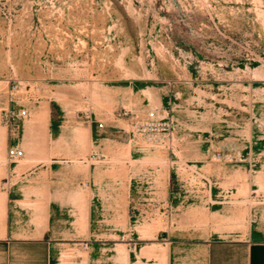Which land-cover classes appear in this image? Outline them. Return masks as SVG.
I'll use <instances>...</instances> for the list:
<instances>
[{
	"label": "rangeland",
	"instance_id": "obj_1",
	"mask_svg": "<svg viewBox=\"0 0 264 264\" xmlns=\"http://www.w3.org/2000/svg\"><path fill=\"white\" fill-rule=\"evenodd\" d=\"M263 211L264 0H0V222L72 226V256L103 239L115 264L143 227L234 235Z\"/></svg>",
	"mask_w": 264,
	"mask_h": 264
},
{
	"label": "crops",
	"instance_id": "obj_2",
	"mask_svg": "<svg viewBox=\"0 0 264 264\" xmlns=\"http://www.w3.org/2000/svg\"><path fill=\"white\" fill-rule=\"evenodd\" d=\"M38 228L32 236L23 231L27 229L25 224L9 217L1 221L0 264H105L102 248L107 240L91 243L80 238L88 248L97 249L95 253L90 251L85 260L82 255L72 256L75 244L72 226L50 220ZM188 228L168 233L164 228L162 234L158 232L155 236L150 227H143L146 235L143 239L147 242L138 255L126 254L120 248L119 253L112 254L115 264H264V211L249 227L238 226L234 235Z\"/></svg>",
	"mask_w": 264,
	"mask_h": 264
},
{
	"label": "built area",
	"instance_id": "obj_3",
	"mask_svg": "<svg viewBox=\"0 0 264 264\" xmlns=\"http://www.w3.org/2000/svg\"><path fill=\"white\" fill-rule=\"evenodd\" d=\"M13 90H16L17 87H12ZM27 116V110L21 104L15 103L14 105H10L8 108L4 109L2 112V121L6 128L9 130L10 135L15 137L18 135L20 131V125L24 121ZM150 117H155V112L151 111L149 113ZM103 124L100 123V126ZM148 129L153 127L155 123H145L143 124ZM24 156V150L17 143H12V139L10 140V145L7 150V157L10 162L17 161L18 159Z\"/></svg>",
	"mask_w": 264,
	"mask_h": 264
}]
</instances>
